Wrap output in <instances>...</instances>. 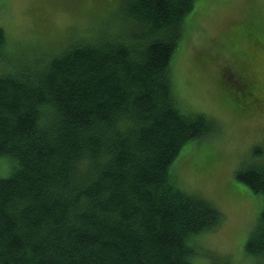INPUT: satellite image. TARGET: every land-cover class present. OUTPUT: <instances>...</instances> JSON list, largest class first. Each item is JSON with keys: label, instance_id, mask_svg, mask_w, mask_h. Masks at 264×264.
Listing matches in <instances>:
<instances>
[{"label": "trees", "instance_id": "trees-1", "mask_svg": "<svg viewBox=\"0 0 264 264\" xmlns=\"http://www.w3.org/2000/svg\"><path fill=\"white\" fill-rule=\"evenodd\" d=\"M194 1L121 0L110 36L0 72V159L13 162L0 177V264H196L221 213L170 175L184 146L218 132L182 109L171 74ZM9 46L0 28V51ZM245 47L264 57V41ZM244 54L237 47L218 78L240 113L264 101ZM235 178L264 202V164ZM245 251L264 264V204Z\"/></svg>", "mask_w": 264, "mask_h": 264}, {"label": "rangeland", "instance_id": "rangeland-1", "mask_svg": "<svg viewBox=\"0 0 264 264\" xmlns=\"http://www.w3.org/2000/svg\"><path fill=\"white\" fill-rule=\"evenodd\" d=\"M120 5L121 0H0V28L10 45L0 51V72L20 65L21 57L46 61L83 42L82 36H110L121 22ZM189 17L172 57L174 90L183 110L206 115L218 132L209 144L184 146L170 175L221 213L219 226L197 243L195 263L211 264L220 256L228 264H257L245 243L264 202L236 180L235 172L245 164H264V101L245 113L233 110L218 78L223 63L233 64L237 47L251 60L249 38L264 41V0H195ZM257 69L264 82V71ZM12 165L1 158L0 177L9 176Z\"/></svg>", "mask_w": 264, "mask_h": 264}, {"label": "flooded vegetation", "instance_id": "flooded-vegetation-1", "mask_svg": "<svg viewBox=\"0 0 264 264\" xmlns=\"http://www.w3.org/2000/svg\"><path fill=\"white\" fill-rule=\"evenodd\" d=\"M251 40H253V39L252 38H249V41H251ZM249 53H250L251 60L248 59L247 60V64L250 67H251V63H252V65L255 66V68H252L251 67L252 68V75H253L254 78H256V80H258L260 83H262L263 81L261 79L260 72H259V70L257 68L259 67V68H261L264 71V66L261 65V63H260L261 61H264V57L262 56V54H260V55H254L253 54L252 55L251 52H249Z\"/></svg>", "mask_w": 264, "mask_h": 264}]
</instances>
